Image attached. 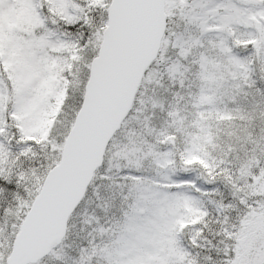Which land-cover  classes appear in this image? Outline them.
Wrapping results in <instances>:
<instances>
[{
	"label": "snow or ice",
	"instance_id": "obj_1",
	"mask_svg": "<svg viewBox=\"0 0 264 264\" xmlns=\"http://www.w3.org/2000/svg\"><path fill=\"white\" fill-rule=\"evenodd\" d=\"M0 264H264V0H0Z\"/></svg>",
	"mask_w": 264,
	"mask_h": 264
}]
</instances>
